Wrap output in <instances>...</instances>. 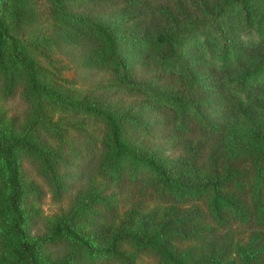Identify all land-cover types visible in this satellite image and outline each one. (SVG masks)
<instances>
[{
    "label": "rangeland",
    "instance_id": "rangeland-1",
    "mask_svg": "<svg viewBox=\"0 0 264 264\" xmlns=\"http://www.w3.org/2000/svg\"><path fill=\"white\" fill-rule=\"evenodd\" d=\"M0 16L15 40V47L0 49L12 80L9 91L0 81V139L30 137L47 153L58 180L55 188L41 160L14 152L21 209L38 216L24 228L28 238L46 234L52 222L85 206L74 226L93 247H107L123 231L170 248L182 264H240V250L264 264V231L239 222L236 214L224 210L228 226L218 229L204 202L159 199L145 166L137 181L115 183L106 179L105 167L99 169L112 160L108 154L102 158L100 151L90 163L83 157L89 139L100 145L110 135L103 116L109 113L139 156L187 186L210 181L224 165L244 169L252 180V155L264 148L255 135L264 131V73L248 83V103L231 84L264 63V0H0ZM194 24L203 29L182 50L183 66L159 65L155 35ZM97 28L112 37L113 46ZM185 69L196 84H188ZM158 94L198 104L211 130L194 126L179 135L174 109ZM5 175L0 165V206L9 193ZM223 192L233 208L248 204L246 193ZM96 198L109 200L112 213L89 209ZM10 219L0 216V264H21L11 253L19 238L5 232ZM119 246L133 264H157V257L132 243ZM40 255L46 264H119L105 254L88 260L70 244L43 247Z\"/></svg>",
    "mask_w": 264,
    "mask_h": 264
},
{
    "label": "trees",
    "instance_id": "trees-1",
    "mask_svg": "<svg viewBox=\"0 0 264 264\" xmlns=\"http://www.w3.org/2000/svg\"><path fill=\"white\" fill-rule=\"evenodd\" d=\"M55 3L61 0H53ZM244 0H242L243 2ZM203 29L202 25H190L185 28L173 26L170 30L159 32L155 35L154 41L161 47L159 55V65H177L183 66L181 52L187 46L190 39ZM101 37H103L111 46L114 45L112 37L103 29L97 28ZM15 47V40L8 34V29L0 16V49L6 44ZM115 55V50H112ZM223 60V58H222ZM2 67L0 62V81L6 83L8 91L11 88V75ZM186 81L189 85H194L190 74L185 69ZM32 73V72H31ZM260 73H264V63H256L243 71L238 77L232 80L231 89L243 103H248L247 85ZM32 84L36 83L35 76L32 73ZM163 103H167L176 113L175 131L180 135L191 132V127L196 126L202 132L211 130V126L204 118L198 104L182 100L179 97H169L159 95ZM104 118L110 126V135L102 140L100 145L92 139L83 146V157L88 163L99 158L100 151L103 158L106 154L110 157L109 164L101 163L99 169L105 167L106 179L115 183L125 181H137V176L142 166L153 175L152 183L157 197L163 201H185L188 197L198 199L204 202L207 214L216 228L221 229L228 226L227 210L230 215L236 214V220L246 226H251L264 231V148L256 150L251 158V164L255 171L252 180H249L248 172L241 168H233L229 165L221 167L219 172H213L212 179L208 182L198 185L187 186L179 179L171 177L167 170L156 164L154 161L141 157L138 149L128 144L122 138L121 129L117 123V118L109 113H103ZM259 142L264 143V131L255 133ZM25 150L32 154L35 159L43 162L46 173L55 188H58L57 175L51 164L48 163L47 153L39 149L30 137L24 135L21 137H3L0 139V165L6 172L5 180L9 187V193L5 198L4 204L0 206V216H11L8 224L5 225V232L10 237L19 238L12 247L11 253L17 263L21 264H46L41 258L40 250L45 248H57L70 244L79 248L88 260L96 256L109 255L119 264H133L132 256L120 248L123 242L132 243L134 246L157 257V264H182L176 257L175 253L166 246L143 240L140 237L119 231L114 234L110 244L107 247H93L90 241L81 236L75 228V222L79 221L86 215L85 206H80L77 210L69 215L62 216L57 221L52 222L47 233L42 236L28 238L25 227H30L38 221L35 212H25L21 209V197L23 189L19 183L18 166L15 161L16 150ZM245 180L243 184L241 181ZM247 184V187L245 188ZM236 189L247 194L248 204L240 209L233 208L229 205L228 200L224 197L225 190ZM89 209H105L106 212L112 213L113 208L110 201L106 198H96L88 205ZM90 213V210L89 212ZM97 213V212H95ZM96 215V214H95ZM241 258L240 264L262 263L257 257L245 255L243 251H238ZM63 261L59 262L62 264ZM200 264H219L214 261H205Z\"/></svg>",
    "mask_w": 264,
    "mask_h": 264
}]
</instances>
